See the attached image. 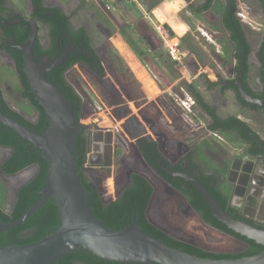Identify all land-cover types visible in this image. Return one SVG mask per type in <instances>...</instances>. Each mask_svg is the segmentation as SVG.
I'll return each mask as SVG.
<instances>
[{
	"label": "trees",
	"instance_id": "trees-1",
	"mask_svg": "<svg viewBox=\"0 0 264 264\" xmlns=\"http://www.w3.org/2000/svg\"><path fill=\"white\" fill-rule=\"evenodd\" d=\"M36 4L40 6L37 13L38 21L45 24L49 31L50 45L47 49H43L39 37L37 36L33 52L36 58H59L63 54V49L69 47L73 50V54L67 57L65 63L57 69L47 74V81L57 86L68 101L72 104L73 113L76 120H80L82 111V100L76 93L74 88L67 82L66 73L75 65L83 63L87 65L93 72L100 77H104V69L98 57L95 55L94 48L91 44V40L84 30L73 31L70 26V17L65 15L59 8H43L39 0H34ZM183 1V2H182ZM178 0V5L187 4L186 11L192 16L200 18L206 12L213 10L215 14L220 16V25L217 30L222 35L226 36L227 42L230 46V50L233 52V58L240 64L242 55L241 41H246V32L244 26L237 18V7L239 0H204L201 5H193L196 0ZM241 2L255 1L264 12V0H240ZM161 0H153L148 10L155 9L160 5ZM3 8L0 7V14ZM30 34V26L23 25L13 31V43L11 45L14 49L9 51L11 58L13 59L16 69L19 74L20 81L23 86V93L27 97V102L33 110L37 111L39 118L36 124H32L26 121L21 115L11 111L7 106L0 101V107L2 112L9 114L13 120L29 129L31 132L41 135L47 127V120L42 108L35 102L34 97L30 94L29 87L26 83V78L23 74V58L18 47L28 40ZM217 38V37H215ZM180 43L190 55H196L198 60L202 62V55L198 52V49L193 45L188 34L181 36ZM218 39V38H217ZM125 41L131 47L132 50L138 52L134 43L125 36ZM219 43H223L222 39H218ZM246 41L247 56L250 52V47ZM264 50V36L261 42L260 52ZM141 55V54H140ZM154 55H159L155 52ZM261 68L259 70L260 80L264 86V60L261 58ZM239 65L236 70L239 69ZM249 67L245 66L242 83L245 90L254 97L252 91L248 88L245 80L248 78ZM217 77H220L218 75ZM204 81V77H201ZM206 84L210 86L209 82ZM189 96L194 100L195 106L201 109L203 115H208L210 123L209 130L216 134L226 137L231 134L238 138H248L251 134V130L248 126L238 119L235 115L221 118L217 115L214 107H210L205 100V97L198 89L196 84H182ZM256 98H264L262 95L256 96ZM237 102L245 106V103L237 95ZM0 145L12 149L11 156L1 166L3 172L7 176H12L26 168L36 166L38 171L36 175L24 186H22L18 192L13 209L9 214L5 212V191L4 185L0 182V223L10 224L19 220L23 214L34 206L39 198V193L43 189L46 179L47 165L44 160H41L40 152H34L33 147L29 143L23 140L20 136L16 135L12 130L0 123ZM138 151L150 169L156 173L163 181L170 184L184 195L188 204L192 207L193 211L200 217V219L211 228L216 231L233 237L239 241H242L247 245V248L236 254H223V253H211L204 251L195 246L178 241L154 225L148 222L146 216V210L149 205L153 188L148 181L140 175L132 174L130 176L129 184L123 189L118 198L107 204H103L101 198L96 190L94 183L84 174L79 173L84 165L85 150V136L81 135L77 138L75 143V149L78 153L76 157L75 167L79 173V179L81 186L90 194L89 206L96 220H98L105 228L112 232H118L123 230L126 226H129L133 221L137 228L144 233L151 236L157 241H161L167 247L182 250L188 255H196L201 259H213V260H236L242 257H252L263 251L261 246H258L252 241H248L242 238L232 231H229L225 226L219 223L211 214V211L202 201L199 193L188 182L180 178H174L171 175L163 172L162 167L170 169L171 172H186L189 175L193 174L196 169L194 162H190L187 169L190 171H184L181 161L178 164L171 165L169 161L159 152L157 143L147 139L146 137H139L136 140ZM255 147V145L253 146ZM118 157V156H117ZM209 179V178H208ZM205 177H201L198 180L206 187L211 196L219 203L223 210H226L227 199L220 197L216 188L207 185L209 180ZM60 226V220L58 216L57 208L53 201H47L34 212L26 221L20 225L6 230L0 233V249L7 248L9 246H26L45 238L47 235L56 231ZM53 264H115L105 262L99 258L91 255L88 252L78 251L74 253H67L62 258Z\"/></svg>",
	"mask_w": 264,
	"mask_h": 264
},
{
	"label": "water",
	"instance_id": "water-1",
	"mask_svg": "<svg viewBox=\"0 0 264 264\" xmlns=\"http://www.w3.org/2000/svg\"><path fill=\"white\" fill-rule=\"evenodd\" d=\"M27 23L30 25L29 38L18 49L22 54L23 74L30 94L42 108L47 120V127L41 135H38L1 113L0 123L27 141L33 147L34 152H40L41 160L46 162L47 173L43 189L39 193L38 202L28 209L19 220L10 224L0 223V233L26 221L47 201L54 202L58 211L60 226L39 242L26 246H9L0 249V264H53L60 260L64 254L78 251L88 252L100 260L115 264H264V229L238 220L228 210H223L196 177L182 172L173 173L165 167L161 168L163 172L174 178H180L193 186L211 211L212 216L219 223L234 234L261 246L263 251L255 256L242 257L236 260L201 259L196 255H188L182 250L167 247L161 241L153 239L137 228L134 221L123 230L112 232L95 219L89 206L90 194L81 186L79 173H84L94 183L103 204L115 201L123 190L114 199L104 200L102 198L101 183L93 180L89 176V172L92 166L102 169L111 168L118 150L120 147L126 148L125 144L119 134L112 131V128L101 126L102 119L100 117H97L95 122L88 125H84L81 120L75 119L72 104L60 89L50 84L46 78L49 72L65 63L67 57L73 54V50L65 47L59 58H36L33 46L39 28L33 21H27ZM164 29L170 36L174 35L173 30L168 25H164ZM241 45V63L234 86L237 87L241 100L246 104L264 109V100L256 101L251 98L244 91L241 84V77L247 63L246 41L242 40ZM99 54V51H95L98 58ZM257 55L258 58L264 60V50L262 53L258 52ZM10 61L15 73L18 74L14 61L11 58ZM130 121L132 120L130 119ZM132 127L131 139L138 151L135 140L141 135L137 129L139 131L142 129L135 125ZM81 135L85 136L86 153L84 154V165L78 173L75 167L76 157L78 156L75 143ZM144 137L149 139L147 136ZM37 171L36 166L26 168L12 176H7L1 171L0 181L9 191L7 192L8 200L6 199L5 209L7 214L13 209L18 190L27 184L36 175ZM232 171H234V167H232ZM134 174L145 178L144 175L137 172H134ZM6 179L16 181L17 185L14 189L9 188ZM229 181L238 185L236 182ZM128 182H130V178ZM148 183L151 185L149 181ZM167 186L170 190L184 197L172 185L167 184ZM154 195L155 191L153 189L146 216L148 222L157 227L149 215ZM188 207L193 211L189 204ZM163 232L166 233L164 230ZM176 240L184 242L179 239ZM186 244L194 246L190 243Z\"/></svg>",
	"mask_w": 264,
	"mask_h": 264
},
{
	"label": "rangeland",
	"instance_id": "rangeland-1",
	"mask_svg": "<svg viewBox=\"0 0 264 264\" xmlns=\"http://www.w3.org/2000/svg\"><path fill=\"white\" fill-rule=\"evenodd\" d=\"M86 1L93 4V0H86ZM147 1L148 0H143L139 2L138 0H135L134 5L130 7L128 5V8L124 9V10L128 9L127 11H132V16H131L132 19L130 20V23L128 25L130 27H128L129 29H126L125 32L127 33L128 36L127 38L131 40L134 43L135 48L138 49V52L140 51L141 53H144L142 54L141 59L145 64H147V66H149L147 67V70L152 75L155 82L159 84L161 88L165 87L166 80L167 81L173 80V75L170 73V70L174 69L178 73V78H180L179 76L182 74H184V76L189 79L192 77L190 79L191 81L190 84L192 83L196 84V86L201 91V93H203V96L206 98L208 104L210 106L213 107L215 106L217 108V114L221 118L228 117L229 115L230 116L235 115L238 118L242 119L243 115L240 114L238 105L232 104V98H231L233 96L232 92L229 91L228 94L225 95V99L221 100V103H215L211 101L209 94L204 91L203 85L200 84L203 82V79H201V77L203 76L206 77V75L208 76L210 81H215L216 77L214 75L216 73H219L221 76L224 77L225 69L227 66V65L225 66L224 64L227 63L229 64V62L231 61L230 58L231 50L227 42L226 36L222 35L221 32L217 30L220 24L218 18L215 16L216 14H212V15L210 14L207 16L203 15L202 17L197 18L192 16L188 11H186L185 4L178 5L176 0H170L167 4H165L166 7L162 6L160 11L157 12V14L155 13L148 14L146 12V15H144L143 13H141L140 15L138 12H141L140 11L141 9L142 10L144 9L146 11L144 4L147 5L148 4ZM58 2L61 4L62 0H59ZM16 3L22 4L23 0H16ZM65 4H66L65 11L68 13L72 9L71 7L70 8L68 7L67 5L69 4L68 2H65ZM192 4L195 5V3ZM92 9L93 12L90 11L89 12L91 15L95 17L96 19L95 21H100V19H103L104 14L100 10L95 9L94 7H92ZM169 12L171 13L167 14ZM237 12L239 14L237 15L241 16V18L239 17L240 21L242 23L244 22L243 26L246 32L247 41L252 49L251 51L255 53L262 41V36L264 34V18L260 13L258 4L253 1L241 2L239 0ZM90 14L86 13V14H82L81 16L78 15V18L74 19V22L78 23L79 21H84L89 18ZM165 17L166 18L169 17L170 21L169 19H167L166 21L161 22L162 19H164ZM136 19H138L139 20L138 22H140V26L138 28L140 30L139 33L137 32L136 28L133 27V24H135L133 23V21ZM164 25H168L170 28H172L173 26H177L179 31L183 33L178 34L172 28L174 35L170 37L169 34H167L168 32L165 33L163 32L164 30H161V27ZM90 29L92 30V34H91L92 39L95 41L97 40L96 41L97 44L94 45V50L98 51L101 45L105 46V50L100 51L99 57L104 61L108 75L111 76L113 70V74L115 76L114 79L119 81L118 79L120 77V80L125 82L126 81L130 82L131 79L125 77L127 74L126 73L127 67H125L124 69L121 68L120 66L116 67L118 68V70H120L119 72H116L115 68L112 65L115 63L114 58L111 57L113 61L112 60L109 62L106 61V57H105L106 54L114 53L112 45L110 43H106L104 38L97 33L96 29H93V27ZM110 30L114 31V27L113 28L111 27ZM165 34H167L170 38L178 42H180L179 37L181 38V36L188 34L191 39V42L198 49L200 55H202L203 64L198 60L197 57L199 56L196 55L193 56L186 53V57L184 58L182 65H179L176 68V65L172 63L167 56V50L169 49L171 43L169 42L170 38L169 37L167 38V35ZM40 36L42 42L44 41L45 44H47L48 40L45 36V31H43V35L40 34ZM142 36L145 38L144 40L146 41L145 43L143 42L144 38ZM215 37H217L218 39L219 38L222 39L224 44L219 43L218 39ZM154 51L159 53V55L161 54L160 57L158 55H154L155 53ZM192 57L195 58V60L198 62V65L193 63V61L195 62V60H193ZM124 60L127 61L125 58ZM110 65H112V68L110 67ZM233 65L234 62L231 61L229 66L232 67ZM251 66H253L251 72L252 78L254 77L256 79L257 66H255V63H253ZM167 69L170 70L168 71ZM201 69H203L205 75L201 73ZM118 74H120V76ZM254 78L253 80H255ZM0 81L3 84L7 83L11 88L16 89L18 87V79L14 71L12 70L11 66L7 63L0 65ZM177 82H178L177 83L178 87L183 86L182 84L184 83L185 84L187 83L184 79L182 80L178 79ZM178 87L177 88L175 87L176 88L175 90L178 91L176 93L177 95L178 94L181 95V98L179 96L175 98V94H172V98L175 99V101H177L179 98L180 101L179 100L177 101L179 105L176 104L174 105V103L172 105L176 106V108L179 109V111L183 114L184 118L186 119V120L184 119V123H183V126L185 127V131L193 130L195 132L193 137L195 136L198 138L201 137V135L205 136L207 133V131L205 130L208 129L206 128V122L208 123L209 121L208 118L198 111L199 108L195 107V105H192L191 97L186 92L184 87H181L183 91H181V88L179 89ZM169 90L172 89L169 88ZM133 92H134V86L131 87L128 84L126 92H124V94L127 96L126 98L128 101H130L131 96H133L132 94ZM85 93L88 94L87 91H85ZM181 101H183L184 106L181 105ZM13 104L14 107L19 106L18 104H16V102H14ZM21 106L24 111H28L29 108L28 106H26V104H23ZM167 106L168 107L170 106V102L167 103ZM189 106H190V112L187 111V108H189ZM191 107H195L194 108L195 110H192ZM19 108L17 109L20 111ZM151 113H155V112L152 111ZM122 117L123 116H121V118ZM132 117L123 118V123L121 124L122 131H124V133L129 138H131L132 136L131 130L129 131L130 128L128 129L129 124L131 126L132 125L138 126L137 125L138 123L134 121L136 117L135 116ZM130 119L132 121H130ZM80 120L82 121L83 117ZM197 124L200 125L198 129L195 126ZM143 125L145 127H149L147 121H145ZM160 128L163 131H165L164 123L162 122L160 123ZM211 132L215 133L213 131ZM146 134H149L151 137L153 136L158 141V143H160L159 139L156 138L154 132L151 131L149 128L146 129ZM215 135L216 137L214 138L223 137L218 134ZM143 136L145 135L142 134V137ZM221 142L225 144V139L221 138ZM135 149H132V152L130 154L131 159L133 160L132 165H130V169L132 171L134 170L135 172L146 176L153 185L156 196L149 214L153 222L157 223L158 226H160L161 228L167 229L170 232L169 234L173 238L178 239L177 237H179L182 238L183 240H190L193 242L195 247L200 248L207 252L216 253V254L219 253L236 254V253H241L245 250V246L242 243L238 242L237 240L231 237L225 236L220 232L203 224L200 217L197 214L193 213V211L188 207L187 200L183 196L170 190L167 185H166L167 187L163 185L164 186V190H163V188L161 187L162 183L154 177L156 175L153 176L149 172L145 163L141 160L139 154L137 153V150ZM160 149L162 152H164V154H166L162 147ZM6 182L8 183L10 189H14L15 186L17 185L16 181L12 179H6ZM109 187H110L109 190L111 191V183ZM103 195L105 194L103 193ZM169 228L171 230H169ZM175 231L176 233H178V235L175 233Z\"/></svg>",
	"mask_w": 264,
	"mask_h": 264
},
{
	"label": "flooded vegetation",
	"instance_id": "flooded-vegetation-1",
	"mask_svg": "<svg viewBox=\"0 0 264 264\" xmlns=\"http://www.w3.org/2000/svg\"><path fill=\"white\" fill-rule=\"evenodd\" d=\"M39 1L43 8L61 9L65 15L70 17L71 29L73 31L84 30L86 34L88 35V37L90 38L91 42H92V37H91L92 30L90 28L92 27L93 29L97 30V33L99 32L100 34L104 36L107 35L105 33L104 34L102 33L101 27H99V23H97L98 21H95L96 20L95 17L90 14V12H93L92 7L100 11H106L108 13L112 9L115 10V9L120 8L123 10L124 8H128V5L130 7L134 5V2H135V0H93V4H92L86 0H62V3L60 4L58 2L59 0H39ZM138 1L141 2L143 0H138ZM152 1L153 0L147 1L148 4L147 3L146 4L148 7L152 3ZM65 2H68L69 3L67 4L68 7L69 8L71 7L72 9L68 13L65 11V6H66ZM176 2L178 3V0H176ZM194 3H195V6L201 5L202 3H204V0H200V1L196 0ZM144 6L146 5L144 4ZM185 6L187 7V4H185ZM0 7L3 8L2 13L0 14V65L6 64V63L10 65L11 56L9 54V51L14 49V47L11 45V43H13L14 41L13 36L11 35L13 34V31L19 28L20 26H23V25L30 26L27 23V21H33L37 24L39 28V33L37 36L39 37L42 48L47 49L49 47L50 45L49 31L45 24L38 21L37 13L39 11L40 6L36 4L34 0H23L22 4L16 3V0H0ZM258 7L260 9V13L262 17L264 18V12L262 11L261 6L259 4H258ZM157 12H158V8L154 11V13L157 14ZM86 13L90 14L88 19L84 21H79L78 23L74 22V19L78 18V15L81 16L82 14H86ZM210 14L211 15L215 14V12L213 10H210L203 15L207 16ZM238 15H237V18L238 19L239 17L241 18V16H238ZM215 16L218 18V21L220 24V21H221L220 16L217 14ZM165 20L162 19L163 22ZM240 23L243 25L244 22L242 23L240 21ZM118 28L120 29L119 30L120 35L125 40V36L128 37L127 33L125 32L126 27L119 26ZM172 28L178 34L183 33L179 31L177 26H173ZM136 30L139 33V30L137 27H136ZM43 31H45V36L48 40L47 44H45L44 41L42 42L40 38L41 37L40 34L43 35ZM263 36H262V39H263ZM246 41H247V38H246ZM247 44L249 45V43ZM260 47H261V43L258 46V49L256 50L255 53L251 51L252 49L250 47L249 55L247 56L246 54V59H247L246 66L249 67V73H248V78L245 80V83H247L248 88L252 91V94H254V97L251 96L244 88V85L242 83L244 72L241 77V84L243 86L244 91L247 92L249 96L256 101L264 100V98H261V99L256 98V96L262 95V93H264V86L261 83L260 73H259L262 62H261V58H258V55H257V53L260 52ZM139 54L142 55L144 53H141L139 51ZM230 58H231V61L234 62V65L232 67L229 66L231 61L229 62V64L228 63L224 64L225 66L227 65L225 69L224 77L221 76L219 73H216L214 75L216 77L215 81H210L208 76L206 75V77L205 76L203 77L206 81L209 82L210 86H208L206 84V81L204 80L200 84L203 85L204 91L209 94L211 101L215 103H221V100L225 99V95L228 94L229 91L232 92L233 93V96L231 97L232 104L238 105L240 114L243 115L242 119L238 118L237 116L236 117L248 126V128L251 130V134L248 135V138L246 137V138L237 139V137H234L231 134L227 135L226 137L214 138L216 137L215 135L216 133H212L209 130L210 120H209V117L205 115V117H207L209 120L208 123L204 121L206 122V128H208V129L205 128L206 129L205 131H207V133L205 136L201 135V137L199 138L198 144H196L199 147L201 146V149H202L201 152L197 149L198 147L196 145L193 146L190 150H188L187 148L180 149V151L178 152L175 158L169 159L170 160L169 163L171 165H175L183 161L182 163L183 166L181 168L184 171H190L192 173V169H187V166L189 165L190 162H194L196 169L193 171L192 176L196 177L197 179L198 178L200 179L201 177H205L207 179L209 178L208 179L209 183L207 185H209L210 187L216 188L220 197H225L227 199L226 210H228L232 216H234L238 220L248 222L253 226H257V227H260L261 229H264V109L257 108L252 105L246 104L243 100L242 101L245 103L244 107L237 102V95L239 96L240 99L241 97H240V94L238 93L237 87L234 86V83L237 80L238 71H239V69L236 70V68L240 64H238V62L233 58L232 51H231ZM252 62L255 63V66H257L256 67V79L253 77L255 80H253L252 75H251L252 68H253V66H251L253 64ZM12 70L14 71L13 67H12ZM15 75L18 79V87L16 89L11 88L7 83L3 84L0 81V101H3V103L7 106L8 109L21 115L26 121L32 124H36L39 118V114L37 111L33 110V108L30 106V103L27 102V97L23 93V86L20 81L19 74L15 73ZM218 75H220V77H217ZM14 102H16V104H18L19 106L14 107V104H13ZM23 104H26V106H28L29 108L28 111L23 110L21 106ZM193 105H195V102ZM210 107H213V106H210ZM17 108H19L20 111ZM214 108L217 113V108L215 106ZM198 111L202 113L201 109H199ZM0 113L11 118L9 114L2 112L1 107H0ZM228 117H230V115ZM224 118H227V117H224ZM132 126L129 124L128 126V129L130 128L129 131L130 130L132 131L133 129ZM139 128L143 130L142 132V130L139 131V129H137L138 132H140L141 134L140 137H141L142 134H144V128H142V125L139 126ZM221 138L225 139V144L221 142ZM135 143H136V140H135ZM254 145L255 147H253ZM11 154H12L11 148L0 145V173L1 171L3 172L1 166L11 156ZM138 154L140 153L138 152ZM115 159H116L115 161L116 163L117 158ZM145 165L147 168L150 169V167H148L146 163ZM232 167H234V171H232ZM181 172L186 173L183 171ZM155 175L163 183H165V185L167 184L157 174ZM229 180L238 183V185L231 183ZM163 185H161V187L164 190L165 185L164 186ZM4 188L6 189L5 202H7L8 200L7 192L9 191L6 186ZM153 223L157 226L158 229H160L161 231L164 230L167 233V235L172 237L169 234L170 232L167 229L161 228L155 222ZM169 230L171 229L169 228ZM176 234L178 235V233ZM223 235L228 236L226 234H223ZM177 238L179 240L184 241L185 243L193 244V242L190 240H183L182 238H179V237ZM237 241L242 243L245 246V249L247 248V245H245L244 242L239 241V240Z\"/></svg>",
	"mask_w": 264,
	"mask_h": 264
},
{
	"label": "crops",
	"instance_id": "crops-1",
	"mask_svg": "<svg viewBox=\"0 0 264 264\" xmlns=\"http://www.w3.org/2000/svg\"><path fill=\"white\" fill-rule=\"evenodd\" d=\"M169 1L170 0H163L160 3V5H158V7L150 11L148 10L149 7L146 5L144 6L146 8V11L144 9L143 10L141 9L140 10L141 12L138 13L140 15L141 13L146 15V12L148 14L150 13L154 14V11L157 8L158 11H160L161 7L165 6V4H167ZM124 9L123 10L120 8L115 10L112 9L108 13L106 11H101L104 14V17L103 19H100V21H98L97 23H99V27H101L102 33L103 34L105 33L107 35L104 36L99 32L98 34H100V36L104 38L106 43H110L114 50V53L106 54L105 56L106 61L107 62L111 61L112 60L111 57L114 58L115 63L112 65L115 68L116 72L120 71L116 67L120 66L123 69L127 67L126 69L127 74L125 77L131 79V81L125 82L120 80L119 77L120 74H118L119 81H117L116 79H114L115 76L113 74V70L111 76L108 75L104 61L100 57L98 59L101 63L102 68L104 69V73H105L104 77H100L95 72H93L87 65L81 63L72 67L65 75L67 82L74 88V90H76V92L78 93V95L82 100L81 118L83 117V120L81 122H83L84 125H88L92 122H95L97 120L96 119L97 117H100L102 121L104 120L105 123V124L101 123V126H108L109 128H112V131L114 133L119 134L121 140L124 142L126 147V148L120 147L117 153L118 157H116L117 162L115 163L116 159H114L113 161L114 164L111 168L102 169L93 166L90 167L91 171L89 172V176L93 180L99 181L101 183L100 186L102 188V198L104 200L114 199L117 196V194L129 184L128 181L130 176L132 175L131 173L134 174L135 172L134 170L132 171L130 169V165H132L133 163L130 154L132 152V149H135V146L133 145L132 139L129 138L124 133V131H122L121 124L123 123V118H129V117L131 118L132 116H135L136 118L134 119V121L138 123L137 127L142 125V128H144L143 135L147 136L150 140L157 143L159 152L168 161H170L169 159L175 158L178 152L180 151V149L187 148L188 150H190L193 146L198 144L200 138V137L197 138L195 136L193 137L195 133L193 130L185 131V127L183 126L185 118L183 114L179 111V109L176 108V106H174L175 104L179 105L177 101L178 100L180 101V99L178 98V100L175 101V99L172 98V94H175V98L177 96L181 98V95L179 94L177 95L176 92L178 91L175 90L178 87L177 80L179 79L177 71L174 69L173 70L169 69L170 73L173 75V80L170 81L166 80L165 87L161 88V86L155 82L152 75L148 72L147 67L149 66H147V64H145L142 61L141 59L142 55L132 50L131 47H129V45L126 43V41H124V39L120 35L119 33L120 29L118 27L119 26L126 27L127 29L128 27H130L128 25L130 23V20L132 19L131 17L132 11H127L128 9L127 10ZM170 13L171 12L167 14ZM165 19L166 17L163 20ZM138 21H139L138 19L133 21V23H135L133 24V27L136 26L137 28H139L140 22ZM111 27L112 28L114 27V31L110 30ZM144 40L145 38L143 39V42L145 43L146 41ZM96 41L92 39L91 44L93 48L94 45L97 44ZM101 50L102 51L105 50L104 45L100 46V49L98 50L99 53ZM124 58L127 61H125ZM192 59L195 60V58L193 57ZM193 63L198 65V62L196 60L195 62L193 61ZM10 65L12 68L13 66L11 62ZM112 65H110L111 68ZM123 84L126 85L127 87L128 84L131 87L134 86V92L132 93L133 96H131L130 101L127 100L126 98L127 96L124 94V92H126L127 87L124 86ZM169 88L172 90H169ZM178 88L180 89L181 86H179ZM85 91H87L88 94H86ZM181 91H183L182 88ZM168 102H170V106H169L170 108L167 106ZM173 103L174 105H172ZM181 105L184 106L183 101H181ZM98 106H103L104 108H106L108 112L107 111L105 113L96 112L95 108ZM191 109L193 110L194 107H191ZM152 111H154L155 113H151ZM169 114L172 116H170ZM121 116L123 117L121 118ZM145 121L148 122L149 127H145L143 125ZM161 122L164 123L165 131H163L160 128ZM195 126L197 129L200 127V125L198 124ZM147 128H149L151 131L154 132L156 138L159 139L160 143H158V141L153 136L151 137L149 134H146ZM160 144L167 155L161 151ZM197 147H198L197 149L201 152L202 150L201 146L200 147L197 146ZM139 157L141 158L140 154ZM148 170L153 176L155 175L151 169L148 168ZM154 177L158 179V181H160L162 185L163 184L165 185V183H163L157 176ZM145 178L148 180L146 176ZM110 183H111V193L109 190ZM103 193L105 195H103ZM155 196L156 194L153 197V202L155 200ZM153 202L151 204V207L153 205Z\"/></svg>",
	"mask_w": 264,
	"mask_h": 264
},
{
	"label": "built area",
	"instance_id": "built-area-1",
	"mask_svg": "<svg viewBox=\"0 0 264 264\" xmlns=\"http://www.w3.org/2000/svg\"><path fill=\"white\" fill-rule=\"evenodd\" d=\"M161 30H164L163 32H165V33L167 32L164 29V26L161 27ZM167 34H165V35H167ZM169 36L167 35V38ZM169 40H170L169 42L171 43V45L169 46V49L167 50V56H168L169 60L172 63H174L176 65V67L179 66V65H182V63L184 61V58L186 57V53L189 54L188 51L184 47L181 46V43L180 42H178V41L173 42L174 39H172V38H170ZM201 73L202 74H205V72H203V69H201ZM179 79L180 80L184 79L187 83H189V84L191 83L190 79L187 78V77H185L184 74L180 75V78ZM191 102H192V105H193L194 104V101H193L192 98H191ZM95 109H96V112H99V113H105L106 112V109L103 106H98ZM187 109H188L187 111H190V107L187 108Z\"/></svg>",
	"mask_w": 264,
	"mask_h": 264
},
{
	"label": "bare ground",
	"instance_id": "bare-ground-1",
	"mask_svg": "<svg viewBox=\"0 0 264 264\" xmlns=\"http://www.w3.org/2000/svg\"><path fill=\"white\" fill-rule=\"evenodd\" d=\"M173 42H175V40H173ZM102 124H104V121H102Z\"/></svg>",
	"mask_w": 264,
	"mask_h": 264
}]
</instances>
